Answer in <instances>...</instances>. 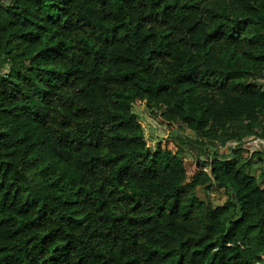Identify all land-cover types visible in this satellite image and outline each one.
I'll list each match as a JSON object with an SVG mask.
<instances>
[{
  "label": "trees",
  "instance_id": "1",
  "mask_svg": "<svg viewBox=\"0 0 264 264\" xmlns=\"http://www.w3.org/2000/svg\"><path fill=\"white\" fill-rule=\"evenodd\" d=\"M263 79L264 0H0V264H264Z\"/></svg>",
  "mask_w": 264,
  "mask_h": 264
},
{
  "label": "rangeland",
  "instance_id": "2",
  "mask_svg": "<svg viewBox=\"0 0 264 264\" xmlns=\"http://www.w3.org/2000/svg\"><path fill=\"white\" fill-rule=\"evenodd\" d=\"M8 0H2V2L6 3ZM10 66V62H5L3 64V72H7L8 68ZM261 86L264 87V79L259 81ZM134 114L137 116L138 120L143 126V132L145 139L152 148H155L156 143L163 139L164 137L168 136L169 132L167 131V128L162 125L159 121H157L156 118L151 114V112L146 109L145 107H134L133 109ZM179 134L180 137V145L182 149L181 157L185 161H195L197 158V154L200 152V149L197 146V143L195 142L198 140V136L195 132L187 129L185 126L181 125L178 128V131L174 133ZM250 145H255L257 143H249ZM246 140L242 147V155L246 158L249 156V153H246ZM254 151L258 152L260 156L263 158L262 162H255L253 163L251 169L253 170V174L256 176V178L260 182V186H264V155L260 153L263 148V144L257 145L253 148ZM253 151V150H252ZM250 152V151H249ZM215 153H219L223 155L224 157H228L231 153L228 149L222 146H217V151ZM264 153V152H263ZM214 153L209 154V158L212 156L214 157ZM259 156V155H258ZM197 194L200 198L205 199L207 198L205 194L203 193L202 188H199L197 190ZM210 201L214 206H220L225 204L226 200L228 199V194L226 193L225 188H219L214 186L211 190L210 195L208 196Z\"/></svg>",
  "mask_w": 264,
  "mask_h": 264
},
{
  "label": "built area",
  "instance_id": "3",
  "mask_svg": "<svg viewBox=\"0 0 264 264\" xmlns=\"http://www.w3.org/2000/svg\"><path fill=\"white\" fill-rule=\"evenodd\" d=\"M255 143H257V142H255ZM234 145H235V144H233V146H234ZM233 146H232V147H233Z\"/></svg>",
  "mask_w": 264,
  "mask_h": 264
},
{
  "label": "water",
  "instance_id": "4",
  "mask_svg": "<svg viewBox=\"0 0 264 264\" xmlns=\"http://www.w3.org/2000/svg\"><path fill=\"white\" fill-rule=\"evenodd\" d=\"M198 163H199V162H198ZM198 163H197V164H198Z\"/></svg>",
  "mask_w": 264,
  "mask_h": 264
}]
</instances>
